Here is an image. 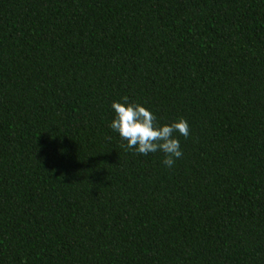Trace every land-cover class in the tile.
Wrapping results in <instances>:
<instances>
[{"label":"trees","instance_id":"1","mask_svg":"<svg viewBox=\"0 0 264 264\" xmlns=\"http://www.w3.org/2000/svg\"><path fill=\"white\" fill-rule=\"evenodd\" d=\"M0 264H264V0H0Z\"/></svg>","mask_w":264,"mask_h":264},{"label":"clouds","instance_id":"2","mask_svg":"<svg viewBox=\"0 0 264 264\" xmlns=\"http://www.w3.org/2000/svg\"><path fill=\"white\" fill-rule=\"evenodd\" d=\"M111 110L114 115L108 126L126 141V148L144 156L161 152L164 154L163 164L168 168L182 158L178 136L188 138L190 135L186 119L160 124L150 109L140 103L129 102L127 96L119 102L113 101Z\"/></svg>","mask_w":264,"mask_h":264}]
</instances>
